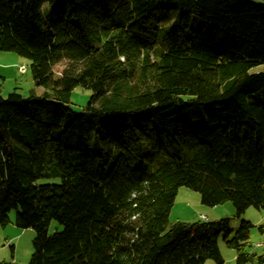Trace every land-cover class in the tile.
<instances>
[{
  "label": "trees",
  "instance_id": "trees-1",
  "mask_svg": "<svg viewBox=\"0 0 264 264\" xmlns=\"http://www.w3.org/2000/svg\"><path fill=\"white\" fill-rule=\"evenodd\" d=\"M2 51L43 88L0 92V225L36 231L29 264H223L221 234L264 264L251 222L169 220L183 186L264 209V0H0Z\"/></svg>",
  "mask_w": 264,
  "mask_h": 264
},
{
  "label": "rangeland",
  "instance_id": "rangeland-1",
  "mask_svg": "<svg viewBox=\"0 0 264 264\" xmlns=\"http://www.w3.org/2000/svg\"><path fill=\"white\" fill-rule=\"evenodd\" d=\"M4 67V68H1ZM25 67V71L22 70ZM64 65L56 66L59 72ZM257 67L254 70H260ZM36 93L41 92L42 87H36L33 82L30 69V60L14 51L0 52V92L7 96L10 92L18 90L24 96H29L32 90ZM92 92L89 89L77 86L71 96V106L74 111L79 112L84 109L91 99ZM175 205L169 217L170 222L177 220L184 222H196L201 219V215L208 217L209 221H218L229 218L232 232L228 239L232 240L243 220L252 223L250 230L247 251L261 254L264 251V209L255 206L248 207L242 215H237L236 208L231 201L217 205H208L202 202L201 194L188 187H180ZM16 211L10 213L11 222L5 226L0 225V263L29 264L32 253L34 252L33 241L36 231L33 228L22 229L16 223ZM63 230L62 225L53 220L49 227L50 234ZM220 253L224 260L223 264H237V249L229 246L226 236L221 234L219 237ZM205 264H219L215 259L209 258Z\"/></svg>",
  "mask_w": 264,
  "mask_h": 264
},
{
  "label": "crops",
  "instance_id": "crops-1",
  "mask_svg": "<svg viewBox=\"0 0 264 264\" xmlns=\"http://www.w3.org/2000/svg\"><path fill=\"white\" fill-rule=\"evenodd\" d=\"M1 68H4V67H1ZM42 92H43V89L41 90V92L38 91V94H41ZM179 193H180V190H179ZM174 205H175V204H174ZM172 210H173V209H172ZM171 213H172V211H171ZM171 213H170V215H171ZM207 220H208V217H207ZM177 221H180V220H177ZM208 221H209V220H208ZM13 264H16V263L13 262Z\"/></svg>",
  "mask_w": 264,
  "mask_h": 264
},
{
  "label": "built area",
  "instance_id": "built-area-1",
  "mask_svg": "<svg viewBox=\"0 0 264 264\" xmlns=\"http://www.w3.org/2000/svg\"><path fill=\"white\" fill-rule=\"evenodd\" d=\"M22 70L25 71V67H22ZM201 219H203V220H207V217L201 215Z\"/></svg>",
  "mask_w": 264,
  "mask_h": 264
}]
</instances>
